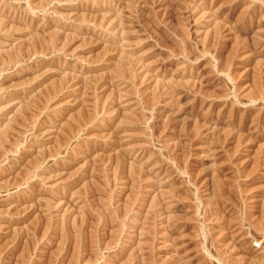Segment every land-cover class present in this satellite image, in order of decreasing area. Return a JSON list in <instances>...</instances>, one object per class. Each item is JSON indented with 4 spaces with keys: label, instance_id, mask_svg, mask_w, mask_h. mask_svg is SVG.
<instances>
[{
    "label": "rangeland",
    "instance_id": "1",
    "mask_svg": "<svg viewBox=\"0 0 264 264\" xmlns=\"http://www.w3.org/2000/svg\"><path fill=\"white\" fill-rule=\"evenodd\" d=\"M0 264H264V0H0Z\"/></svg>",
    "mask_w": 264,
    "mask_h": 264
}]
</instances>
